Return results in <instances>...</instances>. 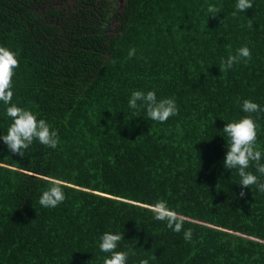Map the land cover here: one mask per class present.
Wrapping results in <instances>:
<instances>
[{
  "label": "trees",
  "instance_id": "obj_1",
  "mask_svg": "<svg viewBox=\"0 0 264 264\" xmlns=\"http://www.w3.org/2000/svg\"><path fill=\"white\" fill-rule=\"evenodd\" d=\"M54 2L0 0V46L19 60L12 103L60 140L34 141L21 157L0 139V264H103L105 232L124 237L117 251L137 253L127 264H264V192L242 189L223 163V129L247 115L264 153V111L242 110L244 100L264 109V0L235 17L237 0ZM243 46L252 59L221 73ZM135 90L175 98L178 115L159 123L129 108ZM52 180L66 199L43 208ZM158 200L184 218L180 233L154 219Z\"/></svg>",
  "mask_w": 264,
  "mask_h": 264
},
{
  "label": "clouds",
  "instance_id": "obj_2",
  "mask_svg": "<svg viewBox=\"0 0 264 264\" xmlns=\"http://www.w3.org/2000/svg\"><path fill=\"white\" fill-rule=\"evenodd\" d=\"M235 7L236 11L232 13L234 17L237 12H245L253 8V4L251 0H237ZM220 11L221 9L215 5H209L207 8V12L213 18H216ZM249 21V27H253L251 20ZM135 52L134 48L130 49L128 58L134 57ZM251 59L250 49L247 46H243L237 49L235 54H230L226 59H222L219 68L221 73H224L241 60L247 63ZM18 67L17 53L0 46V102L8 105L6 114L12 121L7 129V134L0 139L7 145L11 153L23 157L34 141H39L40 144L55 149L59 145L60 140L58 133L51 130L45 120L38 119L31 110L18 107L12 103L14 95L12 90L13 77ZM128 106L134 110L143 108L146 110L148 119L159 123H164L170 117L179 113L175 98L158 100L155 91H148L147 93L139 90L133 91ZM242 110L249 114L264 111L259 104L251 100L243 101ZM257 127L258 125L251 115L226 124L223 133L227 142V152L223 163L226 169L237 170L240 177L239 186L242 189L256 185L259 191L264 192V182L257 175L247 171L251 166H254L260 176H264V162H262L264 153L258 150L257 147ZM50 184L51 186L44 190L39 198V204L43 208H55L66 199L62 181L52 180ZM239 195L240 198H244L246 193L241 191ZM148 208L153 213L155 220L166 222L168 229L176 233H180L183 230L184 218L174 210H171L166 201L158 200L156 203L149 205ZM192 236V229L184 230L183 238L186 242H192ZM122 239H124L122 235L111 232H105L100 237V251L111 254L110 257L104 258L103 264H127L129 255H137L132 248L127 251L116 250ZM139 264H149V260L140 259Z\"/></svg>",
  "mask_w": 264,
  "mask_h": 264
},
{
  "label": "flooded vegetation",
  "instance_id": "obj_3",
  "mask_svg": "<svg viewBox=\"0 0 264 264\" xmlns=\"http://www.w3.org/2000/svg\"><path fill=\"white\" fill-rule=\"evenodd\" d=\"M91 1L92 2H97V3L102 2V3H105V4L110 2L112 4V6H117L120 9L123 6V3H124L125 0H91ZM119 2H123V3L120 4Z\"/></svg>",
  "mask_w": 264,
  "mask_h": 264
},
{
  "label": "rangeland",
  "instance_id": "obj_4",
  "mask_svg": "<svg viewBox=\"0 0 264 264\" xmlns=\"http://www.w3.org/2000/svg\"><path fill=\"white\" fill-rule=\"evenodd\" d=\"M54 1L57 2L56 4H58V5L61 4V5H64V6H65V5H67V4H68V5H71L72 2H73L74 0H54ZM55 2H54V3H55ZM119 3L121 4V3H123V2H119ZM118 9H119V8H118Z\"/></svg>",
  "mask_w": 264,
  "mask_h": 264
}]
</instances>
